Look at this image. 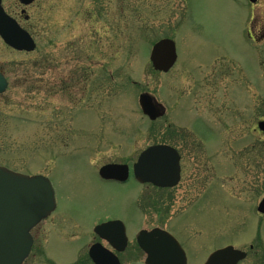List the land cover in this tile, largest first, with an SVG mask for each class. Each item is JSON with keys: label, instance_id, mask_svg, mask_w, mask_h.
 I'll list each match as a JSON object with an SVG mask.
<instances>
[{"label": "rangeland", "instance_id": "374dc122", "mask_svg": "<svg viewBox=\"0 0 264 264\" xmlns=\"http://www.w3.org/2000/svg\"><path fill=\"white\" fill-rule=\"evenodd\" d=\"M247 4L3 1L36 47L16 51L0 39L8 82L0 94V166L45 175L56 198V210L32 230L23 264H93L92 227L107 219L127 230L121 264H144L135 234L152 227L178 240L187 264H202L226 245L248 253L238 264H264V214L256 209L264 196V130L257 128L264 120V44L244 34L253 17L264 21V0ZM162 38L175 42L178 55L168 73L149 61ZM142 92L166 114L153 121L143 115ZM155 142L174 143L183 154L184 174L172 190L99 178L102 164L131 163Z\"/></svg>", "mask_w": 264, "mask_h": 264}, {"label": "water", "instance_id": "95a60500", "mask_svg": "<svg viewBox=\"0 0 264 264\" xmlns=\"http://www.w3.org/2000/svg\"><path fill=\"white\" fill-rule=\"evenodd\" d=\"M29 4L33 0H20ZM0 37L12 48L32 51L35 43L18 23L7 15L0 5ZM176 60V49L171 39H161L153 44L150 61L155 70L168 71ZM7 88V81L0 73V94ZM142 112L150 119L163 115V107L153 96L142 93L139 96ZM258 126L264 130V121ZM179 156L166 145L152 146L144 150L133 165V173L139 182H152L157 186H174L179 180ZM99 174L105 179L126 180L128 167L121 164H107ZM56 208L55 193L51 181L40 174L26 175L0 166V264H22L28 256L33 239L31 229L45 219ZM264 214V197L258 205ZM94 231L105 238L116 250L126 245L124 225L121 221H107ZM136 241L145 253L144 264H187L185 252L177 239L169 232L154 228L140 230ZM246 253L229 245L213 251L203 264H237ZM94 264H120L111 251L100 244L89 249Z\"/></svg>", "mask_w": 264, "mask_h": 264}, {"label": "flooded vegetation", "instance_id": "af4514ba", "mask_svg": "<svg viewBox=\"0 0 264 264\" xmlns=\"http://www.w3.org/2000/svg\"><path fill=\"white\" fill-rule=\"evenodd\" d=\"M3 1L4 0H0V3H1V6H2V4H3ZM34 1L35 0H33L31 3H29V4H27V5H23L22 4V2L20 1V0H17V2H18V4H20V6H23V7H28V6H30L32 3H34ZM243 1H245V0H243ZM260 0H254V1H250V0H247V5L249 6V7H251V6H253V5H256L258 2H259ZM243 5H245L244 3H243ZM3 7V6H2ZM4 9V8H3ZM25 10L23 9L22 10V12H24ZM11 16V15H10ZM13 17V16H12ZM19 24H20V21L18 20V19H16L15 17H13ZM24 19H28V15H24V17H23ZM20 26H21V24H20ZM244 34L247 36V38L248 39H250V41L252 40L254 43H256V44H258V45H262V44H264V21L261 23V25H260V23H258V21H255L254 20V17L249 21V24L247 23V25H246V28L244 29ZM2 41V40H1ZM177 60H178V58L176 59V62H175V64L177 63ZM174 64V65H175ZM173 65V66H174ZM262 65L264 66V64L262 63ZM169 72V71H168ZM168 72H166V73H168ZM212 82H213V84H217V82H218V77H217V75H212ZM168 111V109H166V107H165V113H164V115L166 114V112ZM258 121H260V120H258ZM167 129H166V133H167V136L169 135V137L170 136H174V134H176V133H174V131L173 130H171V126L170 125H168L167 127H166ZM160 144H163V145H167V146H170V147H172L176 152H177V154H178V156H179V167H180V172H179V180H178V182L174 185V186H169V187H163V186H157V185H155V184H153L152 182L151 183H149V182H145V183H140L138 180H136L135 178H134V175H133V173H132V169H131V166H132V164H134V162L137 160V157H136V159H135V161H133V162H131V163H124V164H126V165H128L129 166V169H130V171H129V174H128V177L126 178V180L125 181H118V180H113V179H102V178H100L101 180H104V181H106V182H113V183H117V184H126V183H128V182H130V181H135V182H137L138 184H141V185H143V184H146V185H149V186H151V187H153V188H155V189H158V190H161V191H170V190H172L174 187H176L179 183H180V181H181V178H182V176H183V174H184V163H183V159H184V157H183V154H182V152H181V150L174 144V143H171V142H155V143H152V144H150V145H148V146H151V145H160ZM142 151V150H141ZM140 151V152H141ZM139 152V153H140ZM110 163H120V162H109V163H105V164H110ZM120 164H123V163H120ZM102 165H104V164H102ZM101 165V166H102ZM100 166V167H101ZM99 167V168H100ZM168 198H170V197H168ZM53 214V213H52ZM107 220H110V219H107ZM107 220H104V221H107ZM101 222H103V221H100V222H95L94 223V225H93V227L96 225V224H98V223H101ZM93 227H92V233L94 234V241L91 243V245L93 244V243H96V242H101L106 248H108V249H110L111 250V247L109 246V244L107 243V241H105V240H103L100 236H98L97 234H95L94 232H93ZM153 228V227H152ZM125 234H126V237H127V241H126V245H125V247H124V249L123 250H121V251H119V252H115V251H113L114 252V254L116 255V256H122L124 253H125V251H126V249H127V247H128V245H129V237H128V235H127V230H126V227H125ZM33 237H34V235H33ZM90 247V246H89ZM130 255V254H129ZM133 254H131L130 256H132ZM247 255H248V253H247ZM246 255V256H247ZM87 256H89L88 255V253H87Z\"/></svg>", "mask_w": 264, "mask_h": 264}, {"label": "bare ground", "instance_id": "6f19581e", "mask_svg": "<svg viewBox=\"0 0 264 264\" xmlns=\"http://www.w3.org/2000/svg\"><path fill=\"white\" fill-rule=\"evenodd\" d=\"M24 263V262H23Z\"/></svg>", "mask_w": 264, "mask_h": 264}]
</instances>
